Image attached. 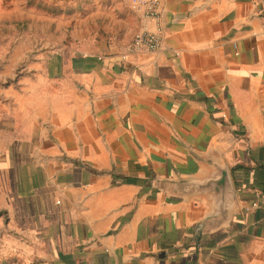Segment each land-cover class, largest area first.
Returning <instances> with one entry per match:
<instances>
[{"label": "crops", "instance_id": "1", "mask_svg": "<svg viewBox=\"0 0 264 264\" xmlns=\"http://www.w3.org/2000/svg\"><path fill=\"white\" fill-rule=\"evenodd\" d=\"M28 3L55 26L0 86V209L24 264H264V210L251 207L264 192V0H160L161 48L136 55L133 36L155 24L129 0ZM197 156L226 163L237 200L210 231L205 200L167 184L203 176Z\"/></svg>", "mask_w": 264, "mask_h": 264}, {"label": "rangeland", "instance_id": "2", "mask_svg": "<svg viewBox=\"0 0 264 264\" xmlns=\"http://www.w3.org/2000/svg\"><path fill=\"white\" fill-rule=\"evenodd\" d=\"M30 9L28 0H0V86L12 82L16 78L12 77V70L24 65L22 57L28 53L21 50L32 43L41 42L44 29L50 31L55 26V21L48 19L43 13L35 14ZM72 22L74 21H67L66 26H70ZM14 48L21 51L17 62L13 58ZM7 221L8 217L0 209V264H24L27 259L22 257L28 255V250L24 245L13 241V230Z\"/></svg>", "mask_w": 264, "mask_h": 264}, {"label": "water", "instance_id": "3", "mask_svg": "<svg viewBox=\"0 0 264 264\" xmlns=\"http://www.w3.org/2000/svg\"><path fill=\"white\" fill-rule=\"evenodd\" d=\"M204 169L203 176L177 177L168 181L170 192L185 199H204L208 214L198 225L200 231H210L229 222L237 206L234 186L226 163L213 156H197Z\"/></svg>", "mask_w": 264, "mask_h": 264}, {"label": "built area", "instance_id": "4", "mask_svg": "<svg viewBox=\"0 0 264 264\" xmlns=\"http://www.w3.org/2000/svg\"><path fill=\"white\" fill-rule=\"evenodd\" d=\"M130 4L142 11L146 21L155 24L154 30L144 29L136 33L127 48V55L157 52L161 48L162 28L160 25V0H129ZM251 207L264 210V193L255 191Z\"/></svg>", "mask_w": 264, "mask_h": 264}, {"label": "trees", "instance_id": "5", "mask_svg": "<svg viewBox=\"0 0 264 264\" xmlns=\"http://www.w3.org/2000/svg\"><path fill=\"white\" fill-rule=\"evenodd\" d=\"M262 193H264V192H262Z\"/></svg>", "mask_w": 264, "mask_h": 264}]
</instances>
